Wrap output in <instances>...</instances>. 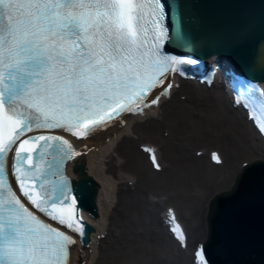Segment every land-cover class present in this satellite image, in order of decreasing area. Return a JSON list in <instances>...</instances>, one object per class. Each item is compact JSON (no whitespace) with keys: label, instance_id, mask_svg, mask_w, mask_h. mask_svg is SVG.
I'll return each mask as SVG.
<instances>
[{"label":"snow or ice","instance_id":"6c2138e0","mask_svg":"<svg viewBox=\"0 0 264 264\" xmlns=\"http://www.w3.org/2000/svg\"><path fill=\"white\" fill-rule=\"evenodd\" d=\"M161 12L160 0H0V261L67 264L74 240L37 220L24 206L9 185L6 157L14 151L21 161V167L13 165L12 173L20 196L45 211L41 204L47 201L34 200L31 191L24 190L27 174H17L22 173L23 154L28 151L23 145L50 138L21 137L53 128H63L74 136L87 135L121 113H135L159 103L160 96H166L172 87L164 82L169 67L178 71L172 66L186 62L160 54L158 46L166 32L159 28ZM156 88L160 94L149 99ZM121 100L125 103L118 111L106 119L94 118ZM77 127L83 131H73ZM18 142L20 146L15 148ZM212 159L221 163L215 153ZM152 160L155 164L154 155ZM66 226L78 230L73 223ZM172 231L178 233L179 227ZM177 238L182 241L183 234ZM195 257L206 264L203 251L198 250Z\"/></svg>","mask_w":264,"mask_h":264},{"label":"bare ground","instance_id":"6f19581e","mask_svg":"<svg viewBox=\"0 0 264 264\" xmlns=\"http://www.w3.org/2000/svg\"><path fill=\"white\" fill-rule=\"evenodd\" d=\"M175 85L169 100L77 143L68 173L75 181L94 182L96 216L86 217L93 228L90 243L77 247L72 264H158L155 250L156 257L166 252L172 264H180L183 256L162 234L164 208H186L191 218L203 217L243 164L264 162V142L243 113L229 107L221 81L211 90L189 82ZM141 145L155 150L158 168ZM212 151L223 158L220 167L209 160ZM138 230L147 239L141 241ZM199 230L193 235L201 241Z\"/></svg>","mask_w":264,"mask_h":264},{"label":"water","instance_id":"95a60500","mask_svg":"<svg viewBox=\"0 0 264 264\" xmlns=\"http://www.w3.org/2000/svg\"><path fill=\"white\" fill-rule=\"evenodd\" d=\"M162 1L173 50L199 57L218 54L248 77L264 80V0ZM255 178L243 173L230 192L212 199L205 241L211 264H264V175ZM75 194L95 215L94 182L82 178Z\"/></svg>","mask_w":264,"mask_h":264},{"label":"rangeland","instance_id":"374dc122","mask_svg":"<svg viewBox=\"0 0 264 264\" xmlns=\"http://www.w3.org/2000/svg\"><path fill=\"white\" fill-rule=\"evenodd\" d=\"M228 181H229L228 184H230V182L232 181V179H229ZM227 185H225V186H227ZM149 198H152V196H150ZM176 208H177V206H176ZM177 211L180 214V216L182 217V219H183V221H184V223H185V225H186V227L188 229V232H190L191 234H193V231L195 232L199 228L200 229L199 230L200 231V234H202V231L205 229L204 220L202 219V216L200 218H198V219H193L189 215H187L189 212H188V210H186V208H177ZM152 228H154V226H152ZM158 229L161 230V228H158ZM157 230H155V231L157 232ZM156 232L154 233L155 235H156ZM137 233L139 234L141 241L147 239V236L145 235L146 233L143 230H138ZM162 234H164V233L162 232ZM192 238H196V236H193L192 235ZM156 252H157L156 250L153 252L152 259H153V261H155L157 259L158 264H172L174 262L169 257V255H167L166 252H160V253H158L157 257L155 256ZM188 263H190V253L189 252H187L184 257H181L180 264H188Z\"/></svg>","mask_w":264,"mask_h":264}]
</instances>
